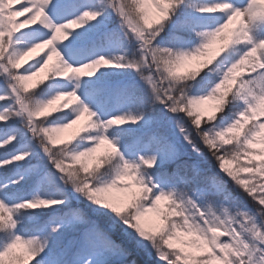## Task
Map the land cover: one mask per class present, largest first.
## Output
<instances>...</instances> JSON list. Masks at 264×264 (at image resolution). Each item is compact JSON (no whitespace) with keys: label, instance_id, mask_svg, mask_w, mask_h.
<instances>
[{"label":"snow or ice","instance_id":"snow-or-ice-1","mask_svg":"<svg viewBox=\"0 0 264 264\" xmlns=\"http://www.w3.org/2000/svg\"><path fill=\"white\" fill-rule=\"evenodd\" d=\"M0 264H264V0H0Z\"/></svg>","mask_w":264,"mask_h":264},{"label":"rangeland","instance_id":"rangeland-1","mask_svg":"<svg viewBox=\"0 0 264 264\" xmlns=\"http://www.w3.org/2000/svg\"><path fill=\"white\" fill-rule=\"evenodd\" d=\"M33 79L35 80V79H37V78H33ZM30 84H31V82H30ZM70 131H71V130H68V131H66V132H64V133H61V134H60V137H61V138H66V137L68 136V134H69Z\"/></svg>","mask_w":264,"mask_h":264},{"label":"trees","instance_id":"trees-1","mask_svg":"<svg viewBox=\"0 0 264 264\" xmlns=\"http://www.w3.org/2000/svg\"><path fill=\"white\" fill-rule=\"evenodd\" d=\"M30 83V82H29Z\"/></svg>","mask_w":264,"mask_h":264}]
</instances>
